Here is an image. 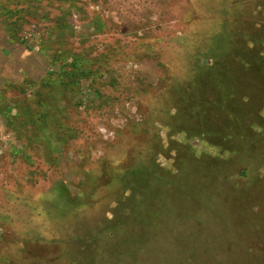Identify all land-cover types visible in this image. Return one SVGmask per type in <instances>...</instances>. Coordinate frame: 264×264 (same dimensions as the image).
<instances>
[{
    "label": "rangeland",
    "instance_id": "rangeland-1",
    "mask_svg": "<svg viewBox=\"0 0 264 264\" xmlns=\"http://www.w3.org/2000/svg\"><path fill=\"white\" fill-rule=\"evenodd\" d=\"M0 264H264V0H0Z\"/></svg>",
    "mask_w": 264,
    "mask_h": 264
},
{
    "label": "trees",
    "instance_id": "trees-1",
    "mask_svg": "<svg viewBox=\"0 0 264 264\" xmlns=\"http://www.w3.org/2000/svg\"><path fill=\"white\" fill-rule=\"evenodd\" d=\"M73 68L74 69H72L71 71L67 72L68 78H70L69 80L72 81L70 84H74L75 80L77 78H79L78 76H81V74L83 75V73L85 72V71H83L81 63H80V61L77 58L73 62ZM89 72H91V70ZM89 72L87 74H90Z\"/></svg>",
    "mask_w": 264,
    "mask_h": 264
}]
</instances>
